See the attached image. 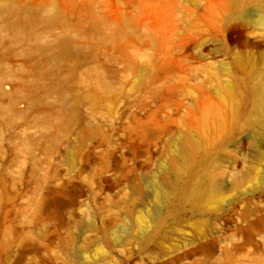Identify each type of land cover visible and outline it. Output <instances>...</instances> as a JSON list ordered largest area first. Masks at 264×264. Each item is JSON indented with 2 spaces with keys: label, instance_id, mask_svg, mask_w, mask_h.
<instances>
[{
  "label": "rangeland",
  "instance_id": "374dc122",
  "mask_svg": "<svg viewBox=\"0 0 264 264\" xmlns=\"http://www.w3.org/2000/svg\"><path fill=\"white\" fill-rule=\"evenodd\" d=\"M45 1L0 0V264H264V0Z\"/></svg>",
  "mask_w": 264,
  "mask_h": 264
},
{
  "label": "bare ground",
  "instance_id": "6f19581e",
  "mask_svg": "<svg viewBox=\"0 0 264 264\" xmlns=\"http://www.w3.org/2000/svg\"><path fill=\"white\" fill-rule=\"evenodd\" d=\"M14 1H20V0H14ZM43 5L48 10L47 19L51 20L59 17L60 11L56 4L52 3L50 0H46ZM53 56L55 58H62L63 56H74V48L72 46V43L68 40L60 41L59 46H57V48L54 49Z\"/></svg>",
  "mask_w": 264,
  "mask_h": 264
}]
</instances>
